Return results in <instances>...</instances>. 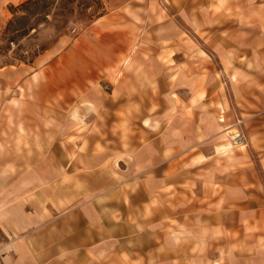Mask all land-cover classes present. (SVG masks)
Segmentation results:
<instances>
[{"label":"crops","instance_id":"1","mask_svg":"<svg viewBox=\"0 0 264 264\" xmlns=\"http://www.w3.org/2000/svg\"><path fill=\"white\" fill-rule=\"evenodd\" d=\"M102 1L0 67V264H264V0Z\"/></svg>","mask_w":264,"mask_h":264},{"label":"rangeland","instance_id":"2","mask_svg":"<svg viewBox=\"0 0 264 264\" xmlns=\"http://www.w3.org/2000/svg\"><path fill=\"white\" fill-rule=\"evenodd\" d=\"M25 1L3 5L0 1V67L33 62L60 38L76 37L106 11L102 0H43L44 7L38 10L33 5L24 9L21 3ZM12 19L14 23L6 29ZM233 132L240 133L238 129ZM233 142L229 136L226 143L246 144Z\"/></svg>","mask_w":264,"mask_h":264},{"label":"trees","instance_id":"3","mask_svg":"<svg viewBox=\"0 0 264 264\" xmlns=\"http://www.w3.org/2000/svg\"><path fill=\"white\" fill-rule=\"evenodd\" d=\"M45 2L46 1H43V0H27V1L23 2V3H21V6L24 9H27V6H32L33 5L35 7V10H38L39 8H43L44 7ZM17 19H19V17ZM14 21H15V19L14 20L13 19L10 20L6 29H8L14 23Z\"/></svg>","mask_w":264,"mask_h":264},{"label":"built area","instance_id":"4","mask_svg":"<svg viewBox=\"0 0 264 264\" xmlns=\"http://www.w3.org/2000/svg\"><path fill=\"white\" fill-rule=\"evenodd\" d=\"M76 31H77V28H74L73 32H76ZM236 138H237L236 141H238V143H241L243 141L241 134H239Z\"/></svg>","mask_w":264,"mask_h":264},{"label":"bare ground","instance_id":"5","mask_svg":"<svg viewBox=\"0 0 264 264\" xmlns=\"http://www.w3.org/2000/svg\"><path fill=\"white\" fill-rule=\"evenodd\" d=\"M239 134H240V133H237V134L233 135V137H232V139L234 140V143H235V144H238V141H236V139H237L236 137H237ZM242 142H243V141H242ZM242 142H241V143H242Z\"/></svg>","mask_w":264,"mask_h":264}]
</instances>
